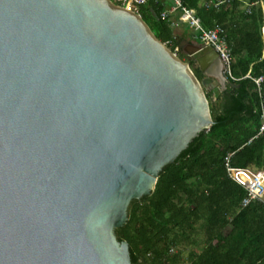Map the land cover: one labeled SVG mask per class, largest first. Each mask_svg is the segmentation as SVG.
Returning <instances> with one entry per match:
<instances>
[{
    "label": "water",
    "instance_id": "obj_1",
    "mask_svg": "<svg viewBox=\"0 0 264 264\" xmlns=\"http://www.w3.org/2000/svg\"><path fill=\"white\" fill-rule=\"evenodd\" d=\"M191 45L113 0H0V264H134L117 230L228 80Z\"/></svg>",
    "mask_w": 264,
    "mask_h": 264
},
{
    "label": "trees",
    "instance_id": "obj_2",
    "mask_svg": "<svg viewBox=\"0 0 264 264\" xmlns=\"http://www.w3.org/2000/svg\"><path fill=\"white\" fill-rule=\"evenodd\" d=\"M211 1L182 3L196 10L204 27H224L233 53L232 77L217 97L215 90L207 92L211 128L164 167L151 195L133 200L128 222L117 230L119 239L130 243L134 264L142 259L147 264H264V204L254 200L243 206L247 191L229 170L264 169V80L260 86L255 81L264 76V0H232L219 7L208 6ZM173 4L150 0L139 13L176 51L185 36L175 25L185 22L180 12L177 22L174 13L162 16Z\"/></svg>",
    "mask_w": 264,
    "mask_h": 264
},
{
    "label": "built area",
    "instance_id": "obj_3",
    "mask_svg": "<svg viewBox=\"0 0 264 264\" xmlns=\"http://www.w3.org/2000/svg\"><path fill=\"white\" fill-rule=\"evenodd\" d=\"M122 6L128 7L139 13L141 5L146 4L150 0H116ZM232 0H213L209 2L208 6L219 7L225 2ZM174 4L170 10L163 11L162 16L168 18L171 13L180 12V20L188 23L191 28L199 31L200 38L207 46H212L219 54L224 66V72L227 77H232V48L229 45L226 32L223 26L216 25L212 28L204 27L201 18L197 15L196 10L188 8L183 5L182 0H173ZM180 48L176 49V53ZM264 80V76L255 78L258 86ZM264 129V126H263ZM231 176L241 184L247 191L246 197L243 199L242 205L248 206L252 201L256 200L264 204V169L251 170L245 168H231L229 167Z\"/></svg>",
    "mask_w": 264,
    "mask_h": 264
},
{
    "label": "crops",
    "instance_id": "obj_4",
    "mask_svg": "<svg viewBox=\"0 0 264 264\" xmlns=\"http://www.w3.org/2000/svg\"><path fill=\"white\" fill-rule=\"evenodd\" d=\"M174 20L177 22L178 21V14L174 13ZM176 24V23H174ZM176 31L179 35L185 36L184 40L181 42L180 44V48H186V49H192V45L191 44H197L202 43L201 40L199 39V37L197 36V34L194 31L191 30H186L185 29V24L184 25H178L176 24ZM196 34V35H195ZM200 40V41H199ZM213 57V56H212ZM204 67L212 73L213 77H217V79L219 80L218 76H227L224 72V66L223 63L221 62L220 59L214 58V59H207V61L205 62ZM195 69H199L201 70V67L198 63L195 64ZM202 72V70H201ZM219 74V75H218ZM229 84V78L228 80H226V84L224 85H220V86H216L213 90H215V97L218 96V94L225 90V88H227V85Z\"/></svg>",
    "mask_w": 264,
    "mask_h": 264
},
{
    "label": "rangeland",
    "instance_id": "obj_5",
    "mask_svg": "<svg viewBox=\"0 0 264 264\" xmlns=\"http://www.w3.org/2000/svg\"><path fill=\"white\" fill-rule=\"evenodd\" d=\"M185 27L188 28V30L194 31V32L197 34V36L200 35V34H199L200 32L197 31V30H195L194 28H191L190 25H189L188 23H185ZM196 34H195V35H196ZM199 39L201 40V38H199ZM200 40H199V41H200ZM201 42H202V40H201Z\"/></svg>",
    "mask_w": 264,
    "mask_h": 264
}]
</instances>
